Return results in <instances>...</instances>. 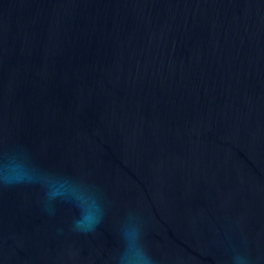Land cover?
Returning a JSON list of instances; mask_svg holds the SVG:
<instances>
[{
    "label": "water",
    "instance_id": "obj_1",
    "mask_svg": "<svg viewBox=\"0 0 264 264\" xmlns=\"http://www.w3.org/2000/svg\"><path fill=\"white\" fill-rule=\"evenodd\" d=\"M0 264H264V0H0Z\"/></svg>",
    "mask_w": 264,
    "mask_h": 264
},
{
    "label": "clouds",
    "instance_id": "obj_2",
    "mask_svg": "<svg viewBox=\"0 0 264 264\" xmlns=\"http://www.w3.org/2000/svg\"><path fill=\"white\" fill-rule=\"evenodd\" d=\"M141 255H142V250H141Z\"/></svg>",
    "mask_w": 264,
    "mask_h": 264
}]
</instances>
